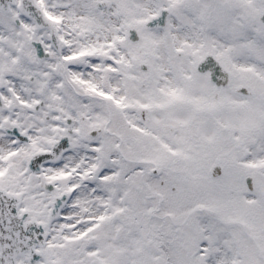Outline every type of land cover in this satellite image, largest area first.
<instances>
[{"label":"snow or ice","instance_id":"1","mask_svg":"<svg viewBox=\"0 0 264 264\" xmlns=\"http://www.w3.org/2000/svg\"><path fill=\"white\" fill-rule=\"evenodd\" d=\"M0 264H264V0H0Z\"/></svg>","mask_w":264,"mask_h":264}]
</instances>
